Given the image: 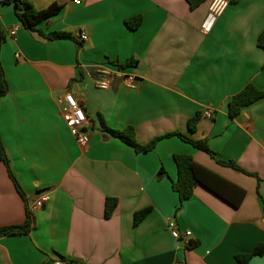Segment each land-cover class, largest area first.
<instances>
[{"label": "crops", "instance_id": "0c3cea01", "mask_svg": "<svg viewBox=\"0 0 264 264\" xmlns=\"http://www.w3.org/2000/svg\"><path fill=\"white\" fill-rule=\"evenodd\" d=\"M4 1L0 61L9 90L0 97V137L26 201L0 162V228L22 225L29 205L45 204L32 212L29 233L0 237V264H240L236 256L264 246V97L235 118L228 109L248 84L264 91V0H233L210 34L201 26L213 0H27L39 11L63 6L39 26L76 38L59 41L26 30ZM137 16L141 25L129 29L126 21ZM129 61L138 89L95 86L98 67ZM67 94L86 112L85 147L63 118ZM101 118L114 130L134 127L141 145L174 132L206 139L216 158L177 136L137 153L104 131ZM177 154L244 190L241 205L197 185L180 208L172 187ZM109 198L118 205L106 218ZM145 208L151 212L134 225ZM171 220L191 237L173 238ZM248 264H264V254Z\"/></svg>", "mask_w": 264, "mask_h": 264}, {"label": "trees", "instance_id": "16d2710c", "mask_svg": "<svg viewBox=\"0 0 264 264\" xmlns=\"http://www.w3.org/2000/svg\"><path fill=\"white\" fill-rule=\"evenodd\" d=\"M201 0H197L199 3ZM6 3H13L16 7L15 13L20 22V24L28 31L39 32L48 40L59 41V40H76V38L69 32L54 31L48 34L42 33L39 30V26L42 23L48 22L56 17H58L63 10L62 5L52 4L47 9L37 10L34 6L27 0H5ZM142 23V17L137 16L126 21V25L131 30H136ZM2 33L0 31V43L2 42ZM258 47L264 51V30L260 33L258 38ZM135 63L129 61L124 65H120L121 69H128L133 67ZM9 90L8 82L4 75V69L0 61V97L7 94ZM264 97V91L258 89L254 84H248L244 89L232 97L229 102V115L232 118L237 117L243 108L255 103L256 101ZM201 114L198 113L188 122V131L194 133L197 129V125L200 121ZM101 124L104 131L109 133L112 137L118 138L124 144L132 147L137 153L151 152L156 148L158 142L164 138L170 136H177L183 141L193 145L195 148L202 150L212 157L216 158V154L213 153L209 146L208 141L205 140H195L189 135L183 134L181 132H174L167 134L165 136H160L154 138L146 145H141L136 140V131L134 127L128 126L124 130H114L106 126L101 118ZM174 160L178 169V177L172 182V187L176 191L180 198V208L182 203L191 198L194 194V189L197 185H203L213 193L221 197L223 200L231 204L232 206L238 208L244 197L245 191L228 182L227 180L216 175L212 171L208 170L204 166L197 163L191 155L177 154L174 156ZM219 164L233 168L235 170L242 169L233 161H222L217 160ZM0 162H2L9 173V176L16 185V188L22 198L26 201V195L22 190L20 184L17 182L13 175L10 167V160L8 158L6 149L0 137ZM118 205L117 199L109 198L105 203V217L109 218L113 211ZM179 208V209H180ZM151 212V208H145L134 214V225L141 223ZM33 213L29 209H26V220L20 226H11L0 228V237L9 236L14 234H27L33 228ZM264 254V246L258 245L251 254L236 256V260L240 264H248L250 260L255 256H261Z\"/></svg>", "mask_w": 264, "mask_h": 264}, {"label": "built area", "instance_id": "2783aa9c", "mask_svg": "<svg viewBox=\"0 0 264 264\" xmlns=\"http://www.w3.org/2000/svg\"><path fill=\"white\" fill-rule=\"evenodd\" d=\"M75 3H81V0H74ZM233 0H213L207 17L201 26V30L204 34H210L216 25L219 18L225 12V10L230 6ZM17 27L11 31V35H15ZM82 40H87L85 34H81ZM19 57V55H17ZM114 81L121 83L126 89L136 90L138 89L139 78L136 74L129 72L128 69H121L119 66L116 67H106L100 66L96 71V78L94 79V84L98 89L108 90L111 88ZM64 104L62 113L66 125L74 135L76 142L79 146L85 147L90 141V136L87 132H84L85 124L87 123V115L84 108L80 105L78 100L72 94H67L65 98L61 100ZM207 118H211L213 113L211 110H207L203 114ZM45 200L35 201L33 204L29 205V209L34 212L38 209L43 208ZM167 228L171 235L175 239L186 238L189 239L192 235L190 231L181 232L176 221L171 220L167 224ZM57 264H65L57 262Z\"/></svg>", "mask_w": 264, "mask_h": 264}, {"label": "water", "instance_id": "95a60500", "mask_svg": "<svg viewBox=\"0 0 264 264\" xmlns=\"http://www.w3.org/2000/svg\"><path fill=\"white\" fill-rule=\"evenodd\" d=\"M87 131H88L87 129L84 130V132H87Z\"/></svg>", "mask_w": 264, "mask_h": 264}]
</instances>
